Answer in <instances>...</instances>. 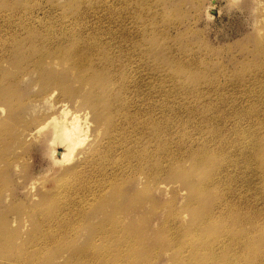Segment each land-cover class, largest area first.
Listing matches in <instances>:
<instances>
[{"label":"rangeland","instance_id":"obj_1","mask_svg":"<svg viewBox=\"0 0 264 264\" xmlns=\"http://www.w3.org/2000/svg\"><path fill=\"white\" fill-rule=\"evenodd\" d=\"M26 22H34L40 26L53 22L63 25L67 22V27L74 29L89 27L91 30L97 28L94 30L117 32L122 48V52L120 49L118 51L119 55L125 60L131 58L130 61L134 62L133 58L137 57L141 66L136 77L129 70L124 74V82L127 80L125 84H132L125 87L126 94L121 93V100L128 104L129 111L136 110L134 108L139 111L142 109L137 119L140 118L143 122L153 121L152 125L163 128L161 133H170L167 151L171 148L168 154L173 152L169 158L171 156V161L176 159L174 165L187 167L192 157L211 155L212 162L207 168L210 167L211 171L214 168L211 179L213 177L216 181L217 178L218 182L213 187H188L177 178L170 177L172 188L162 190L155 187L152 191L141 192L142 200L147 201L148 197H152L159 204L169 202L172 209L184 216V222L181 223L186 224L187 234L190 236L196 237L198 233L192 220L194 208H213L215 216L251 220L254 227L257 225L259 231L264 233V165L261 162L264 154V0H0V83L3 84L0 85V90L8 93V87L15 82L13 87L19 100L13 106L15 109L21 107L24 112L22 114H25L20 123L9 121V124H14L10 126L4 122L5 109L3 112L0 110V145L7 146L3 152L12 164L5 168L1 164L5 160L0 162V219L6 214L10 223L2 229V233L10 237L13 235L10 247L0 244V264H15V260L22 257H26V264H46L31 259L36 255L48 257V249L42 245L39 252L34 251L35 246L41 243L37 233H42L45 229L40 226V218L35 219L36 222L31 219L29 211L37 207L44 208L43 205L36 204L42 202L46 206L51 195L60 196L57 182L67 179L77 184L73 175L60 171L64 169L63 166L73 162L72 157L74 159L79 150L88 145L93 132L91 124L83 145L74 151L72 161H68L70 163L54 159L52 149L63 152L64 147L57 140L53 141L55 138L50 134L51 123H47L40 134L26 140V125L33 126L44 121L50 110L48 107L52 106L51 113L56 101L55 95L51 104L46 106L33 102L31 107L34 110L30 114L32 121L28 119L26 123V100L38 91L41 83L30 80L31 78L26 77V68L11 61V46L15 39H25ZM48 74L54 75L56 70L51 68ZM130 88L135 92L134 95ZM65 103V108L70 112L81 115L85 111L79 103ZM158 105L162 108L158 109ZM152 107L154 110L158 109V112L153 111ZM196 114L201 117L200 121ZM87 118L90 120V116ZM130 121L135 120L132 117ZM200 123L204 126L200 127ZM148 126L151 127V123ZM11 131L13 133L10 134ZM137 131L129 130L126 133L129 137L127 141L137 140L130 150L137 156L151 154L156 143L161 142L160 139H156L155 143L152 140L155 133L152 134L151 130L144 131L145 136ZM196 135L199 136L195 137ZM126 142L118 146L126 149ZM104 146L105 144L100 149ZM140 147H143L142 151L138 149ZM211 147L217 154L211 151ZM121 160L120 158L118 163ZM218 165L221 168L217 169ZM124 170L135 189L142 191L148 185L146 176L139 169ZM200 179L198 174L190 178L193 184L199 183ZM219 181L223 184H219ZM98 183H104L101 188L103 193L96 195L108 197L104 190L107 182L101 180ZM151 185H154L153 181ZM181 188L187 190L180 191ZM128 189L127 193L130 194L132 190ZM44 196L47 198L43 199ZM73 197L76 198L77 195ZM71 204L78 206L82 201ZM12 221L14 222L11 223ZM244 224V227L251 229L247 223ZM163 225L164 221L158 220L151 226V231L157 229L160 232V226ZM159 234L156 238L163 240L158 237ZM20 245H23L22 248Z\"/></svg>","mask_w":264,"mask_h":264},{"label":"bare ground","instance_id":"obj_2","mask_svg":"<svg viewBox=\"0 0 264 264\" xmlns=\"http://www.w3.org/2000/svg\"><path fill=\"white\" fill-rule=\"evenodd\" d=\"M54 22L49 25L44 22L46 25L41 24L42 26L34 22H26V26L24 25L26 41L25 39H15L11 46L13 53L11 61L26 68V77L31 78L30 80H36V83L41 82L38 91L26 100V123L28 119L32 121L30 114L34 110L31 107L33 102L46 106L51 104L50 102L56 95L54 110L49 113L52 106L48 107L50 110L45 120L33 126L27 127L26 125V140L40 134L46 124L51 123L50 134L52 138H55L53 141L57 140L56 142L64 147L63 152L52 149L55 153L54 159L60 162L67 161V163L73 160L66 167L63 166L64 169L60 172H65L69 176L73 175V178L77 180V184L67 179L57 182V192L60 196L53 197L51 195L46 206L42 202L36 204V206L43 205L44 208L37 207L29 211L31 219L34 221L40 218V226L45 229L44 232L37 233L41 243L35 246L34 251L39 252L38 249L42 248V245L48 249V253L46 252L48 257H39L35 254L37 257H31V259L46 264H264V233L259 231L257 225L254 227L255 224L249 218L247 221L241 218L215 216L213 208L210 210L194 208L192 220L195 222L197 226L195 230L198 232L195 237L187 234L189 232L186 229V224L181 223L184 222V216L180 215L176 209H172L169 202L159 204L152 197L151 199L148 197L147 201L141 199V195H143L141 192L152 191L155 187L162 190L172 188L173 185L169 183L170 177L177 178L179 182L188 187L196 186L205 189L213 187V184L217 182V178L216 181L213 177L211 179L214 168L212 171L209 170L210 167L207 168L208 164L212 162V157L211 155L204 157L205 154H201V157L196 155L189 160L190 165L187 167L174 165L176 159L171 161V156L169 158L173 152L168 154L171 148L167 151V145L170 144L168 136L170 133L168 134L167 131V134L161 133L163 128L160 129L159 126L152 125L153 121L148 122L147 119L148 121L143 122L140 118V120L137 119L138 113L142 109L140 111L137 108L132 110L131 107L132 112L129 111L128 104L121 100V93L125 92V87H128L129 84V82L125 84L127 80L124 82V74L129 70L131 74L135 73L136 77L141 66L138 64L137 57L133 58L134 62L130 61L131 58L125 60L119 55L118 51L120 49L122 52V48L117 32L94 30L97 28L91 30L89 27L74 29L67 27V22H62L63 25L56 23L55 25ZM124 38L122 39L124 40ZM51 68L56 70V74H48ZM144 79L142 78V80ZM0 85L3 84L0 83ZM10 85L11 87L7 89L8 93H3L0 90V110L3 112L5 109L4 111H6L4 122L8 124L9 121L20 123L25 114H22L21 107L20 109L14 108L13 104L18 103L19 98L16 97L17 94L13 87L15 82ZM129 85L132 86V84ZM132 88L130 89L132 90ZM141 92L143 93V91ZM65 101L79 103L84 108V113L80 115L77 112H70L66 109L67 107L65 108ZM147 103L149 102L147 101ZM166 104H168L167 101ZM161 108L160 106L158 109ZM158 109L155 110L158 112ZM155 110L153 109V111ZM159 114L161 113L159 112ZM142 115L145 114L142 113ZM172 115L174 117V114ZM88 116H90V120H88ZM132 117L135 121H130ZM198 118L200 121L201 117ZM142 119L144 118L142 117ZM150 119L153 120V117ZM157 119L161 120V117ZM172 121L174 122V120ZM149 123H151V127L148 126ZM91 124L93 131L91 141L85 148L79 150L73 159L74 151L84 143L85 134H88ZM167 124L165 125L168 126L169 124ZM9 125L14 124L10 123ZM169 128L173 129L172 126ZM129 130H138L137 132L143 136H145L144 131L151 130L152 134L155 133L152 140L156 143V139H160L161 142L156 143L151 154L143 153L137 156L130 150L137 140L127 141L129 137L126 136V133H129ZM167 130L169 131L168 128ZM11 133L13 132L11 131ZM217 133L219 134V132ZM199 140L201 141V138ZM125 142L126 149L123 146H118ZM49 143L51 142L49 141ZM223 143L225 144L224 141ZM104 144V148L100 149ZM5 147L7 146L0 145V162L5 160L1 164L8 168L12 164L10 158L3 152ZM9 148L11 147L9 146ZM225 148L227 149V147ZM138 149L142 151L143 147ZM213 150L215 151L212 148L211 151ZM262 152L264 153L263 148ZM176 155L174 157L177 158ZM120 158L122 160L118 163ZM261 162L264 165V154ZM130 168H137L146 176L148 185L144 186L142 191L131 185L132 182L129 181L124 170ZM219 168L221 167L219 166L217 169ZM194 174L200 175L199 183L193 184L190 180ZM101 180L107 182L104 190L108 193V197L105 196V198L96 195L103 193L101 188L104 183H98ZM152 181L154 185H151ZM219 182V184H223L222 181ZM128 187L132 190L130 194L127 193ZM179 190H187V188ZM73 195H77V197L72 198ZM42 198L46 199L47 197ZM222 198L224 199L223 196ZM77 201H82V204L78 206L71 204ZM150 219H152L151 222H149ZM158 220L164 221V225L160 226L162 231L159 232L157 229L151 231V226ZM8 223L10 221L5 214L0 219V244L10 247L13 244V235L10 237V235L2 233V229ZM244 223L251 226V229L244 227ZM158 234V237L163 240L156 238ZM22 246L20 245V248ZM15 261V264H26V257Z\"/></svg>","mask_w":264,"mask_h":264}]
</instances>
